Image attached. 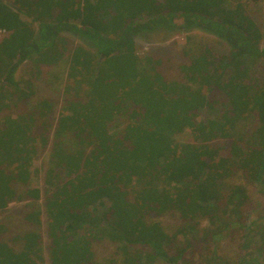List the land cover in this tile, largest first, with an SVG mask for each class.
Masks as SVG:
<instances>
[{"label": "trees", "instance_id": "trees-1", "mask_svg": "<svg viewBox=\"0 0 264 264\" xmlns=\"http://www.w3.org/2000/svg\"><path fill=\"white\" fill-rule=\"evenodd\" d=\"M247 1L0 0V213L25 203L0 264L45 251L49 264H98L102 241L113 264H264V213L248 217V187L264 200V17ZM158 31L186 35L179 78L136 53ZM65 33L93 48H67ZM233 241L236 258L217 253Z\"/></svg>", "mask_w": 264, "mask_h": 264}, {"label": "rangeland", "instance_id": "rangeland-1", "mask_svg": "<svg viewBox=\"0 0 264 264\" xmlns=\"http://www.w3.org/2000/svg\"><path fill=\"white\" fill-rule=\"evenodd\" d=\"M244 5L247 8V12L250 18L259 27H261V21L264 17V0H248L247 2H244ZM262 28L264 30L263 26ZM192 32L197 35L200 34L195 30H193ZM1 33L2 32H0V36H1ZM68 34L72 35L73 37L68 36ZM65 35L68 36L67 39L69 42L67 44L68 46L67 48H71V44L87 45L93 48L90 42H83L78 37H76L75 35L71 33H65ZM203 35L204 34H200V36H203ZM185 38H186V35H184L183 33L174 34L170 37H168L164 31H158V32L147 33V34L143 33L137 36L135 39L136 53L139 57H141V59H143L146 55L153 56L156 58H161L164 61V64L162 66V72L164 73V75L169 79L179 78L180 74H179L178 66L186 61V59L184 58V55L182 54V49L185 46ZM203 41L211 44L214 47L215 51L217 52H223V53L227 52L226 46L223 47L221 42L218 41L214 37L205 36ZM261 47H264V31H263V39L261 41ZM31 64H32L31 62H25L24 64H22L15 74V80L20 81L23 78H25L28 74L27 69ZM254 72L255 73L253 75L257 76L256 78L258 79L259 84L261 86H264V77L261 74V72L258 73L256 70ZM33 87L38 89L39 88L38 82H35L33 84ZM33 100H35V98H32L28 102L29 103L33 102ZM19 108L20 106H18L17 109L12 110L13 116L19 110ZM201 114L207 118L208 117L215 118L216 115L218 114V108L214 110H203ZM250 124H252V121L249 123V125ZM121 127H122L121 124L118 125V127L115 128L114 131H117L118 129L120 130ZM179 139H180L178 140L179 142L190 141V137L187 134L179 137ZM46 152L47 151L44 150L41 153H39V155L36 157V160L34 161V165H33L35 168L36 167L39 168V166L41 165V162H43V159L45 158ZM35 179L38 182L42 181L37 176L33 177V180H34L33 185L36 184ZM248 190H249V195H250L249 197L251 200V203L248 208L249 209L248 217L250 219L255 218V217L257 218V216H260L264 213V200L259 198L254 187H248ZM257 202H259L260 204H257ZM38 203L39 205H41V207H43L41 201H38ZM24 205H25L24 202H12L11 204L7 206L8 209L6 212L0 213V224L6 225V231L3 233H0V237H4L5 239H8L10 237V233L12 229L16 225L19 226L18 224L20 223L19 221L21 219L19 212L24 208ZM41 218H42L43 228H41L40 233L43 236V240H44L43 244L46 245V241L44 239L45 213H42ZM161 221L163 225H165L167 228H173L175 224V220L169 217H163ZM203 227H204V223H202L200 226H197L196 230L201 231L200 229H202ZM191 236H194V234L192 233L188 234V238H191ZM196 236L198 237V235ZM221 248L222 249H218L217 251L218 254L225 253L231 256L232 258H236L238 255L234 241L223 244ZM94 250L97 254L98 264H113L111 261L116 256L112 255L113 248L110 247L107 242L102 241L99 244L95 245ZM41 257L42 258L44 257L45 261L38 262V264H49L46 251L44 252L43 255H41Z\"/></svg>", "mask_w": 264, "mask_h": 264}, {"label": "crops", "instance_id": "crops-1", "mask_svg": "<svg viewBox=\"0 0 264 264\" xmlns=\"http://www.w3.org/2000/svg\"><path fill=\"white\" fill-rule=\"evenodd\" d=\"M11 203H12V202H10L9 204H11ZM7 209H8V208H6V210H5L4 212H6V211H7Z\"/></svg>", "mask_w": 264, "mask_h": 264}]
</instances>
